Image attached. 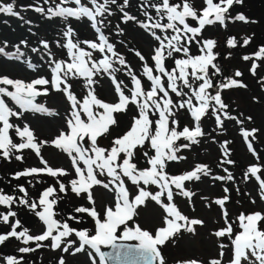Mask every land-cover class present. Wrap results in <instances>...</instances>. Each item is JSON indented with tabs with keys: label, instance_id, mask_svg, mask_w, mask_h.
Instances as JSON below:
<instances>
[{
	"label": "snow or ice",
	"instance_id": "1",
	"mask_svg": "<svg viewBox=\"0 0 264 264\" xmlns=\"http://www.w3.org/2000/svg\"><path fill=\"white\" fill-rule=\"evenodd\" d=\"M242 3L243 0H218L216 3L214 0H205L206 7L198 15L189 0H182L181 3H170V0H159V2L140 0L139 8L144 20H139L137 16L126 10L130 6V0H122V3H118V0H87V3L82 0H59V2L43 0V5H48L47 8L39 3L22 6L23 10L31 8L49 19L53 17H59L61 20L69 17L87 18L96 35L95 39L80 40L72 26L66 24L62 33L65 43L61 44L59 39L55 43L58 48L67 50V60L53 58L49 42L41 39L39 44L48 55L50 79L39 76L30 81H24L0 75V85L11 86L13 89L9 90L8 87L0 86V157L8 160L14 156L16 160H21L22 156L15 155V153L24 149L34 150L36 155L40 156L41 147L48 142L37 143V138L29 124L23 123L21 126L10 122V119L15 117L22 120L26 112L53 114V110L36 103V98L48 95L49 89L54 88L66 95L71 107L69 118L66 120V131H60L59 135L51 141L52 145L66 152L71 158V165L76 177L70 181L71 191L77 196L82 193L86 194L87 200L94 204L90 189L93 186H102L114 193V207L105 209L103 222L98 218V212L94 207L91 210L82 206L74 209L75 213H90V216L95 218V234L90 235L87 230H76L70 227L68 222L61 223L53 218L52 206L57 201L48 198L56 191L54 187H47L40 194L38 202H30L27 190L23 185L18 186V191L23 193V196L20 197L3 194V190L0 189V205L8 206L9 209L6 214L0 212V223L10 227L6 234H0V244H4L10 237L22 241L25 245L32 241L50 240L52 249L62 250L64 253H70L71 249V255L83 252L88 246L99 255L101 264H105V261L108 260L105 253L101 251V245L115 247L117 230L123 226V232L119 238L139 241V244L135 248L121 246L117 252H114L113 257L119 261V264H165L159 248L181 231L194 233L195 226L204 223L203 220L189 218L178 210L173 203V189L175 188L179 195L191 199L194 194L186 190L185 182L200 181L202 176H212L211 169L206 164H197L192 170L181 175H170L166 168L170 162L186 159L178 153L182 149H189L193 144L199 142L198 138L205 135L201 121L209 111L215 118L216 126L221 129L225 119H237L229 115V105L224 102L222 93L237 87H247L238 79L224 76L221 68L214 63L213 48L216 42L213 39L199 41L196 37L206 25H213L216 22L224 25L229 9L234 4ZM70 4H74L75 7L68 6ZM113 6H115V10ZM149 9L155 10V16L149 12ZM115 11L121 14L120 19L124 24L135 22L157 42V46L153 48L150 56L153 62L152 66L140 51L134 52V55L142 62L143 77H146L150 82V87L147 90L143 86L142 79L132 70L125 56L117 50V43H122V41L111 42L105 33V29L110 23L105 18L113 16ZM0 13L24 20L21 11L16 10L15 0L0 3ZM188 18L197 21L199 26H190ZM231 19L248 22L242 13L231 17ZM165 20L167 22H164ZM25 23L31 24V21H25ZM157 30L160 34L157 33ZM169 31L172 34H169ZM116 34L124 35V29L119 24L116 25ZM193 42L201 45V54L195 56L189 54L190 45ZM249 42V39L243 41L245 45ZM21 45L27 48L28 41L21 39L19 43L12 46L15 51H9L7 50L8 41H0V56L6 59L21 60L25 57ZM227 45L235 47V39L229 38ZM30 51L38 53L40 48L32 47ZM94 53H99L100 58H94ZM180 53L184 54V58H175L174 54ZM253 56L256 59L264 58V46L259 47ZM169 58L174 59L175 65L171 70L166 67L165 63ZM252 58L248 55L243 57L245 61ZM258 66L255 62L252 64L250 71L253 75L256 74ZM27 67L35 70L38 65L27 60ZM121 68L126 70V75L133 85L127 95L125 94L127 85L123 80H117L116 76ZM209 69L212 71L210 72ZM154 71L158 74H154ZM102 73L110 78L118 96V102L108 103L96 96L93 85L97 81L94 78ZM241 75V72H235L236 77ZM77 77L84 79L85 87L88 89L82 102L71 91L72 86L69 83L70 79ZM260 83L264 87V79ZM170 92L178 98L175 102L169 95ZM5 97L10 98L19 110L9 107ZM194 99L195 104L193 103ZM129 105H135L138 113L133 117L130 129L123 135L114 138L109 147L101 146L98 141L108 135L110 128L117 124L113 114L127 111ZM180 110H187L190 113L193 118L192 127L185 125L179 129V121L176 116ZM150 116H158V118L153 120ZM247 119L251 120V117ZM237 123L243 125V121L238 119ZM10 129L15 131V135L20 138V143L13 142L9 135ZM241 132L248 149L256 156V150L248 138L251 136L255 139L258 130L253 128L248 131L242 127ZM86 138L87 146H85ZM181 139L186 143L178 144L177 142ZM146 145L154 150V155H149L145 151L143 155L148 167L141 168L133 160L137 149ZM225 145H227V141ZM223 155L222 165L234 163L228 158L230 153L226 146ZM40 159L43 167H31L16 172L14 178L19 179L40 173H47L52 177L68 175L63 168L53 169L43 157ZM257 159H259L258 156ZM262 168L264 165L249 166L244 173V179L248 181L255 178L259 184L261 199H264ZM223 171L227 173L226 176H212V179L233 180L228 168H223ZM98 176L107 177V182L98 179ZM125 178L135 186L134 194L129 192ZM57 183L59 191L64 192L65 184L60 183L59 180ZM149 185H155L158 191L147 190ZM224 191L227 192L228 189L225 188ZM147 200L161 205L166 212L163 218L165 226L159 227L155 235L148 230H142L138 224L135 227H130L128 224L133 220L137 209L145 205ZM164 200L168 203H164ZM227 200L228 197L225 196L217 199L215 203L224 206ZM17 203L28 207L43 221L46 230L42 234H29V229L23 227L19 219L10 223V217L15 218L17 215L15 211L11 210V206ZM38 207L42 208V211H36ZM223 217L226 227L215 231L214 235L219 238L226 236L230 238L232 248L228 264H264V229L260 227V224L264 222V214L261 212L247 215L241 213L238 216L241 230L235 234L234 238H232L233 225L228 222L226 210L223 212ZM69 219L77 220V217L73 215ZM18 228H22V230L17 231ZM72 234L78 237V246L71 240L64 243L65 238ZM36 247H41V244L37 243ZM219 248V258L210 259L208 264H222L228 245L221 243ZM35 250V248L27 246L17 249L20 254ZM88 255L91 256L92 253L89 252ZM0 260L3 261V264H23L24 256L5 255L0 256ZM58 264H66V261L60 258ZM93 264H95L94 260ZM180 264H202V262L193 258L182 261Z\"/></svg>",
	"mask_w": 264,
	"mask_h": 264
},
{
	"label": "rangeland",
	"instance_id": "2",
	"mask_svg": "<svg viewBox=\"0 0 264 264\" xmlns=\"http://www.w3.org/2000/svg\"><path fill=\"white\" fill-rule=\"evenodd\" d=\"M7 2H11V0H0V3ZM32 2L33 4L39 3L45 8L48 7V5H43V0H15L16 10L21 11V15L24 17L23 21L19 18L0 13V41H8L9 47L7 50L15 51L12 46L19 43L21 39L28 41L27 48L21 45V49L25 52V57L21 58V60L6 59L0 56V75H7L10 78L24 81H30L39 76L50 79L51 73L47 63L48 55L39 44V41L44 39L49 42L53 58L67 60V50L58 48L55 43L57 39L60 40L61 44L65 43L62 33L65 30L66 24L73 26V22H78L76 23L78 24L76 27H79L72 28L80 40L95 39V30L91 27V22L87 18L76 19L69 17L61 20L59 17H53L49 19L40 13H36L31 8L23 10L22 6L30 5ZM82 2L87 3V0H82ZM139 2L140 0H130V6L126 10L130 14L137 16L139 20H144V16L139 8ZM152 2H159V0H152ZM181 2L182 0H170V3ZM189 2L197 10L198 15L206 7L205 0H189ZM216 2L218 0H214V3ZM119 3H122V0H119ZM68 6L75 7L74 4ZM88 6L90 7L91 5ZM149 12L155 16L154 9H149ZM240 13L247 18L248 22L231 19V17H235ZM120 15L116 11L113 16L105 18L107 21H110L106 28L109 34L106 29L105 32L109 35L111 42L117 43L122 41V43H117V50L125 56L132 70L142 79L143 86L147 90L150 87V82L147 81L146 77H143L142 62L134 55V52L140 51L148 60L149 65L152 66L153 62L150 56L152 55L153 48L157 46V42L135 22L124 24L120 19ZM117 18L119 21H117ZM25 21H31V24L25 23ZM164 22L167 21L165 20ZM188 23L190 26H199L198 22L192 20V18H188ZM117 24L124 29L123 36L116 34ZM29 28H31V31H29ZM79 32L82 34L79 35ZM157 33L160 34L159 30H157ZM169 34H172L171 31H169ZM229 38L235 39V47L227 45ZM196 39L199 41L213 39L216 42L213 48L215 55L214 63L221 68L224 76L238 79L247 86L237 87L222 93L224 102L229 105V115L243 121V125L238 124L237 119H225L223 128H218L215 118L212 116L211 111H209L208 115L201 121L205 135L198 138V143L193 144L189 149H182L178 153V155H182L186 159L168 164L166 171L170 175H181L192 170L197 164H206L211 169L212 176H226L227 173L223 171V168L226 167L232 174L233 180L220 181L212 179V176H202L200 181L185 182L186 190L194 194L191 199L179 195L174 188L173 203H175L178 210L189 218H199L204 223L203 225L195 226L196 230L194 233L181 231L174 238L166 241L165 245L159 248V251L162 253L165 264H180L182 261L193 258L200 260L202 264H208L210 259L219 258V244L223 243L228 245V248L225 249L222 264H228L232 248L230 238L227 236L219 238L214 235L215 231L226 227L223 212L227 211L228 222L233 225L232 238L241 230L238 221V216L241 213L247 215L261 212L264 214V199H261L258 182L255 178H251L248 181L244 179V173L249 166L253 164L264 165V152L257 159V155L254 156L248 149L241 132L242 127L248 131L253 128L257 129L258 132L255 134L254 145L264 151V87L260 83L264 79V58L256 59L253 56L259 47L264 46V0H243L242 4H234L229 9L224 25L219 22L213 25H206L201 33L197 35ZM245 39L250 40L247 45L243 43ZM81 46L84 47L85 45ZM32 47L40 48V52L32 53L30 51ZM200 47V44L193 42L190 45L189 54L192 56L201 54ZM94 55V58H100L99 53H94ZM245 55L252 56L253 58L245 61L243 59ZM176 58H184V54H177ZM27 60H31L38 67L35 70L28 68ZM254 62L259 65L255 75L250 71ZM209 71L211 72L212 70L209 69ZM236 71L241 72L242 75L236 77ZM154 74L158 73L154 71ZM116 76L117 80H123L124 84L127 85L125 94H129V89L133 85L130 78L126 75V70L121 68V71ZM94 79L97 82L93 87L99 99L108 103L118 102L114 86L106 74L102 73ZM69 83L72 86L71 91L82 102L88 91L85 87L84 79L77 77L70 79ZM0 86L13 90L11 86ZM169 95L174 102L178 99L174 93L170 92ZM5 101L9 104V107L19 110L18 106L10 98L5 97ZM36 103L53 110V114L26 112L22 120L13 117L10 119V122L20 124L21 126L23 123L29 124L37 138L36 142L47 141L48 143L43 144L41 147L40 156H37L34 150L24 149L15 153V155L22 156L21 160H16L14 156L8 160L0 157V189L3 190V194L20 197L23 196V193L18 191V186L23 185L27 190L30 202H38L40 194L47 187H54L56 191L48 198L49 200L56 199L57 201L52 206L53 218L61 223L68 222L69 226L76 230H87L90 235L95 234V218H92L90 213H75L74 209L82 206L91 210L94 207L98 212V218L103 222L105 209L107 207H114V193L104 189L102 186H93L90 189L95 201L93 204L87 200L86 194L82 193L80 196H77L71 191L70 181L76 178L71 165V158L66 152L51 144V141L59 135L60 131H66V120L69 118L71 111L70 103L64 93L56 91L54 88L49 89L48 95L38 96ZM193 103H196L195 99ZM113 115L117 120V124L110 128L108 135L98 141L101 146L109 147L114 138L123 135L129 130L133 117L137 116L138 113L135 105H129L127 111L117 112ZM248 117H251V120H248ZM150 118L155 120L158 116H150ZM176 119L179 121V129H182L185 125L189 127L193 126V118L187 110H180ZM9 135L14 143L21 142L20 138L15 135L14 130L10 129ZM248 140L251 141L250 137ZM226 141L227 145H225ZM177 143L182 144L186 143V141L181 139ZM85 146H87V138ZM225 146L230 153L228 158L234 161L231 165L221 164V161L224 159L223 152ZM145 151L149 155H154V150L147 145L138 148L133 160L134 163H137L138 167H148L143 155ZM40 157H43L53 169L63 168L68 175L52 177L47 173H40L28 177H20L19 179L14 178L16 172L24 171L31 167H43L44 165ZM97 178L107 182V177L98 176ZM261 179H264V168H262ZM57 180L65 184L64 192L59 191ZM5 183H10V186L6 187ZM125 184L129 192L134 194L136 188L132 185L131 181L125 178ZM225 188L228 189L227 192L224 191ZM147 190L155 192L158 191V188L155 185H149L147 186ZM225 196L228 197V200L224 206L215 203L217 199ZM164 203L168 202L164 200ZM8 210V206L0 205V212L6 214ZM11 210L15 211L17 215L15 218L10 217V223H14L15 219H19L21 225L29 229V234L39 235L46 230V225L43 221L28 207L17 203L11 206ZM36 211H42V208L38 207ZM73 215L77 217V220L69 219ZM165 215L166 212L161 205L147 200L145 205L137 209L136 215L128 224L130 227H135L138 224L142 230H148L155 235L159 227L165 226L163 221ZM260 227L264 229V222L260 224ZM9 230V225L0 223V234H6ZM21 230L22 228L17 229V231ZM122 232L123 226L117 230V241L127 243L139 242L120 239L119 237L122 235ZM54 234L56 233L54 232ZM68 240L76 242V246L79 245L78 237L75 234L65 238L64 243H67ZM37 243H40L41 247L37 248ZM25 246L35 248L36 250L26 254L18 253L17 249ZM108 246L101 245V251L108 248ZM71 251L70 249V253ZM89 252L92 253L91 256L88 255ZM70 253L52 249L50 240L44 242L32 241L25 245L22 241L10 237L4 244H0V256L16 255L19 257L23 255V264H58L60 258H63L66 264H93V260L95 264H101L99 255L88 246L79 254L71 255ZM0 264H3L2 260H0Z\"/></svg>",
	"mask_w": 264,
	"mask_h": 264
},
{
	"label": "water",
	"instance_id": "3",
	"mask_svg": "<svg viewBox=\"0 0 264 264\" xmlns=\"http://www.w3.org/2000/svg\"><path fill=\"white\" fill-rule=\"evenodd\" d=\"M115 243H116L115 247L110 245L108 249L104 250V253L108 260L107 264H119V261L113 257V253L117 252L121 246L125 248L127 247L135 248L136 246H138V244H135V243H127V242H121V241H115Z\"/></svg>",
	"mask_w": 264,
	"mask_h": 264
},
{
	"label": "trees",
	"instance_id": "4",
	"mask_svg": "<svg viewBox=\"0 0 264 264\" xmlns=\"http://www.w3.org/2000/svg\"><path fill=\"white\" fill-rule=\"evenodd\" d=\"M7 1H8V0H7ZM83 1H85V0H83ZM118 3H119V0H118ZM32 4H33V2H32ZM113 7H115V6H113ZM114 10H115V8H114ZM115 12H116V11H115ZM117 21H119L118 18H117ZM76 23H78V22H73V24H72V25H73L72 27H73L74 29L79 27V26L76 27V25H78V24H76ZM106 30H107V29H106ZM105 33H106V32H105ZM107 33H108V30H107ZM81 34H82V33L79 32V35H81ZM108 34H109V33H108ZM108 36H109V35H108ZM173 61H174L173 58H170V59H167V60H166V65H167L168 68L173 67V65H174V64L172 63ZM255 150H256V153L258 154L259 157L263 155V152H264V151H262L261 149H258L257 146H255ZM5 186H6V187H7V186L9 187V186H10V183H5Z\"/></svg>",
	"mask_w": 264,
	"mask_h": 264
}]
</instances>
